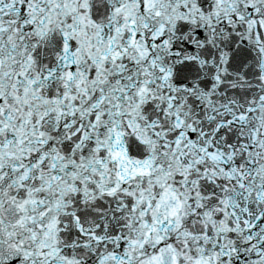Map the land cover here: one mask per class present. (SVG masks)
Wrapping results in <instances>:
<instances>
[{"label":"snow or ice","instance_id":"obj_1","mask_svg":"<svg viewBox=\"0 0 264 264\" xmlns=\"http://www.w3.org/2000/svg\"><path fill=\"white\" fill-rule=\"evenodd\" d=\"M0 264H264V0H0Z\"/></svg>","mask_w":264,"mask_h":264}]
</instances>
